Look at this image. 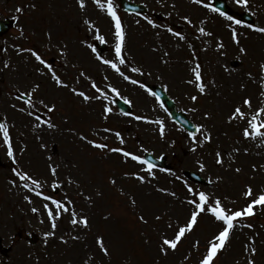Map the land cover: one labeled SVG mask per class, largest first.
Wrapping results in <instances>:
<instances>
[{"label":"rangeland","instance_id":"rangeland-1","mask_svg":"<svg viewBox=\"0 0 264 264\" xmlns=\"http://www.w3.org/2000/svg\"><path fill=\"white\" fill-rule=\"evenodd\" d=\"M27 1L0 0V17L12 15L17 19L19 5L26 4L25 18L17 19L15 29L0 39V115L9 127L16 161L13 167L8 165L0 132L4 162L0 166V237L5 246L11 247L7 256L0 253V264H198L208 241L223 226L211 214L198 218V225L182 238L176 250L166 255L160 251L162 237L173 238L194 210L187 201L196 197L188 187L204 191L213 199L219 197L231 210L243 209L264 192V138L243 135L244 128H250L252 116L264 107V33L247 27H264V0H249L247 5L228 0L236 19L245 11L254 15L253 24L240 25L194 0H133L148 6L147 17L157 25L153 27L144 17L125 15L121 19L127 32L130 30L123 49L127 63L120 66L121 71L139 84L124 79L87 47L96 40L92 30L95 25L109 45L103 57L117 59L113 23L94 0H85L84 9L78 0ZM36 3L40 4L39 11L35 10ZM206 4H211L210 0H205ZM45 11L48 17L40 24ZM155 14L161 18L156 19ZM185 16L192 24L184 20ZM201 26L211 35L199 33ZM167 27L181 32L185 39L173 36ZM232 28L236 29L239 44L232 38ZM218 44L224 47L218 48ZM29 49L37 51L46 62L55 57L58 65L52 70L63 75L68 87L57 86L51 71L39 65ZM234 60L237 65L232 63ZM197 63L206 84L204 93L190 83L194 80L191 69ZM132 67L141 68L142 73L132 72ZM92 81L108 92V99L91 87ZM154 83L164 87L178 109L197 125H203L195 140L173 123L147 88L141 86ZM109 84L132 103L133 114L126 116L115 108L112 99L116 95ZM36 85L34 107L23 105L15 97L18 91L30 92ZM72 88L99 98L84 101ZM193 95L198 97L196 101L191 99ZM245 98L251 99L250 108L244 105ZM105 105L113 108L112 113H104ZM237 106L245 112V118L230 121ZM136 116L147 120H136ZM44 120L56 127H47ZM155 121H163V137ZM262 121L264 114L257 116L256 122ZM116 132L121 133L123 144ZM206 132L212 137L208 142L203 140ZM91 140L106 143L108 148L97 149L89 143ZM117 147L141 156L145 149L155 155L168 154L175 170L168 174L154 171L153 177L139 162L110 151ZM218 152L222 164L217 163ZM51 166L57 167L55 176ZM13 169L39 179L42 187L36 191L44 196L71 202L69 207L75 209L77 219L86 216L88 226L72 224L70 213L64 212L52 229L44 205L55 206L33 189L24 188L23 184L30 181H21ZM190 169L212 184L205 187L188 181L183 173ZM133 173L144 175L145 181ZM54 182L59 190L55 196ZM248 186L253 190L251 197L244 195ZM33 208L38 211L33 212ZM254 213L234 222L230 240L214 264H248L249 260L264 264V205L255 206ZM32 232L39 236L35 245L27 241V234ZM46 232L54 235L45 238ZM98 236H103L109 254L98 246ZM253 247L255 253L250 250ZM140 249L144 257L135 255Z\"/></svg>","mask_w":264,"mask_h":264},{"label":"snow or ice","instance_id":"snow-or-ice-1","mask_svg":"<svg viewBox=\"0 0 264 264\" xmlns=\"http://www.w3.org/2000/svg\"><path fill=\"white\" fill-rule=\"evenodd\" d=\"M249 0H236L237 4H243L247 5ZM79 7L81 9H84L86 4L85 0H78ZM94 3L101 9H105L107 14L110 16L111 20L114 22V38H115V45H114V52L116 56V60L112 59H106L104 58L98 51L95 46V44H87V47L91 49V51L97 56L98 59L102 61L103 64L110 66L112 69H114L119 75L124 77L126 80H131L134 84H139L140 81L132 79L130 76L125 75L123 71H121V65H125L127 63L125 56L123 54V49L125 46V38H126V32L125 28L122 24L121 17L118 15V12L116 10V7L114 6L113 0H106V3L102 2V0H94ZM194 3L204 5L208 7L212 12L220 13L221 15H224L227 17L229 21H234L236 25H240L244 23L240 19H236L233 16L228 15L227 13H222L221 10L217 7H214L212 4H206L205 0H194ZM17 11H23L22 8H18ZM144 19L148 21L149 24H152L153 27H156L155 23L149 19V17L144 16ZM184 20L187 21L188 24H192V20L185 16ZM203 23V22H201ZM249 28H253L254 30L264 33V27H259L256 25H247ZM92 30L96 33L95 39L106 43V38L100 34V30L95 27V25H92ZM197 31L204 35H211V33L206 32V29L201 26L197 29ZM232 31V38L233 40L239 44L238 34L236 32L235 28L231 29ZM167 32L171 33L173 36L180 38L181 40L185 39V36L179 32L175 31L172 27H167ZM218 48H223V44H218ZM21 52L25 51L24 49H20ZM28 51L31 52V55L40 62V64L45 65L50 71L52 79L60 86L62 87H68V85L64 82V80L61 78L60 75H58L54 70H52V65L48 64L44 58L35 50L29 49ZM241 52H246V49L241 48ZM261 68L264 69V65H261ZM131 71L134 73H142L141 68L139 67H132ZM192 73L194 74V80L190 81V83H194L195 87L198 89L200 93H204L206 91V84L202 77V71H201V65L199 63L196 64L194 68L191 69ZM83 75V73L81 74ZM251 75V74H249ZM142 87L147 88L146 85H141ZM39 85H36L32 91L25 92L21 94L18 99L26 100L27 105L29 107H34V102L32 99V96L34 95L36 89H38ZM91 87L96 90V92L100 93L101 96H103L105 99L109 98L108 92L103 91L100 89L97 84L92 81ZM109 89L112 93H114L116 96H120V92L118 89L113 87L111 84L108 85ZM147 91L150 92L153 96H157L158 94L156 92H153L151 88H147ZM72 92L76 95H79L84 101L91 100L93 98H99V97H90L88 96L84 91L78 90L76 88H72ZM261 95H264V93H261ZM191 99L193 101H196L198 99L197 96L193 95L191 96ZM130 103V101H129ZM244 105L251 107V99L245 98L243 101ZM40 104L43 105L44 101L41 100ZM53 110L55 109V105H50ZM20 111H26L25 108H21ZM104 113H112L113 108L111 106L105 105L103 109ZM123 111V110H121ZM29 115L35 116V113H28ZM260 114H264V107L259 108L257 110V114L253 115L251 120L249 121L250 128L246 127L243 130V135L245 137H261L264 138V131H261L262 128H264V121L257 123V116ZM128 115H131V113H128ZM245 118V112L241 109V107L237 106L235 107L233 113L229 116V120H236V119H244ZM136 120H147V117L144 116H136ZM43 124H45L49 128H54L56 125L51 123L48 120L42 121ZM155 123L159 124V133L163 137L165 135V127L163 121H155ZM203 129V125L196 126V132H199ZM105 131H111L110 129H105ZM0 132L3 134V140L4 143L7 145V155L13 159H15L14 156V149L12 145V139L9 133V127L6 123L0 122ZM116 137L120 140L121 144L124 143L123 137L120 132L115 133ZM192 139H196V133L191 134ZM211 133H205L203 140L205 142H208L211 140ZM83 139L87 140V137H83ZM89 143L97 148V149H107L108 145L106 143H98L96 140H91ZM195 150V148L193 149ZM110 151L115 153H121L124 157L128 158L130 157L132 160L139 162L142 165H146V173L155 176V172L153 169L156 167V165L151 162L150 160L144 158L141 155H136L132 152L126 151L124 148H111ZM145 151H147L145 149ZM217 163L222 164L223 163V157L218 152L217 154ZM203 167V165H201ZM16 176L20 178L21 181H30V183H24V188H30L34 191L40 189L42 187V182L39 179H34L32 176H30L27 172H20L15 169H13ZM50 171L53 176L57 174V167L51 166ZM165 172H167V169H164ZM239 171V169H237ZM132 175L136 176L140 181H145L146 177L144 175H139L138 173H133ZM71 182V181H69ZM115 183V181H112ZM34 186V188H33ZM52 187H57V183L54 182ZM166 191V190H162ZM188 192L194 194L196 198H193L191 200H188L187 203L191 204L193 206L192 211H190L189 218L186 220V223L182 226L178 227V230L174 233L173 238H169L167 235L163 236L161 239L160 244V251L164 253L165 255L169 250H176L179 243L181 242L182 238L186 236L187 233H191L194 228L198 225V218L202 214H211L213 218L220 222L223 226L221 230L218 231L216 235H214L211 240L208 241L206 245V251L205 254H203L202 258L199 260L198 264H214L215 258L217 255L226 247L228 241L230 240L231 234L233 229L235 228V221L238 220V218L244 217V216H252L254 215V207L257 205H264V192H261L255 199H252L243 209L238 210H231L227 209L221 199L219 197H216L215 199L211 198L208 193L204 191L197 192L194 188L188 187ZM36 194L38 196H44L43 192L36 191ZM173 196H175V193H172ZM244 195L246 197H251L253 195V190L251 186L247 187V190L245 191ZM44 198L51 202L52 205L55 207H49L48 204L44 205V208L47 211V215L51 220V227L52 229H55L57 227V219L62 215L64 212H69L72 219L71 223L76 224H83L84 226H88L89 221L86 216L79 217L77 219V212L74 208L69 207L71 202H65L60 199H54L52 196H44ZM25 199H29V197H25ZM33 212L38 211V209L33 208ZM159 218V217H158ZM139 219L143 222L145 221L144 216H140ZM247 227L252 228L253 225L248 224ZM54 232H46L44 233L45 238L49 236H53ZM63 240V237H61ZM45 242H47V239H45ZM97 244L100 247V249L107 255L109 254V249L105 246L103 236L97 237ZM196 246H199V241L195 242ZM251 252L255 253L256 248L253 247L250 249ZM248 264H255V261L249 260Z\"/></svg>","mask_w":264,"mask_h":264},{"label":"water","instance_id":"water-1","mask_svg":"<svg viewBox=\"0 0 264 264\" xmlns=\"http://www.w3.org/2000/svg\"><path fill=\"white\" fill-rule=\"evenodd\" d=\"M122 3H123V7L127 8V9H132V10L136 9L138 11L143 10L141 6L129 5L126 0H123ZM224 9H226V8H224ZM152 89L158 94V96L160 97V99H162L163 102H166L168 104V109H169L170 114L174 120H177L178 122H180L182 125H184L187 129H189L191 131L196 130L194 128L193 124L186 118V116L184 114L176 112L174 102L165 93H162L160 88L153 87ZM119 106L123 107L126 110H129V108L127 106H125V104L122 102H120ZM190 175L195 177L196 179H199L198 175H195L192 172L190 173Z\"/></svg>","mask_w":264,"mask_h":264}]
</instances>
